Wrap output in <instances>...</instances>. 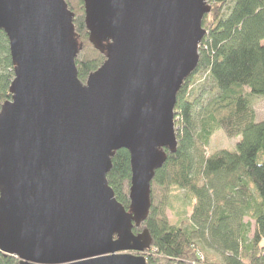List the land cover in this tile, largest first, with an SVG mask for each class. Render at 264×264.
<instances>
[{
  "label": "water",
  "instance_id": "1",
  "mask_svg": "<svg viewBox=\"0 0 264 264\" xmlns=\"http://www.w3.org/2000/svg\"><path fill=\"white\" fill-rule=\"evenodd\" d=\"M106 61L82 83L64 0H0L14 77L0 107V251L19 264H146L150 183L175 152L174 105L195 69L204 0H83ZM130 157L129 212L107 185ZM134 252V253H128ZM135 253H139L136 255Z\"/></svg>",
  "mask_w": 264,
  "mask_h": 264
},
{
  "label": "trees",
  "instance_id": "2",
  "mask_svg": "<svg viewBox=\"0 0 264 264\" xmlns=\"http://www.w3.org/2000/svg\"><path fill=\"white\" fill-rule=\"evenodd\" d=\"M74 14L80 49L74 58L85 83L105 61L89 42L83 0H64ZM205 31L195 69L176 94V148L150 183L147 217L133 234L147 230L146 264H264V117L257 119L255 99L264 101V0H204ZM14 77L6 35L0 31V107L11 100ZM207 92V97L202 96ZM216 130L238 138L234 149L204 150ZM130 157L119 149L111 157L107 185L129 212ZM190 201L186 216L170 225L166 198ZM170 198V197H169ZM247 219V220H246ZM0 264L19 259L0 251Z\"/></svg>",
  "mask_w": 264,
  "mask_h": 264
},
{
  "label": "rangeland",
  "instance_id": "3",
  "mask_svg": "<svg viewBox=\"0 0 264 264\" xmlns=\"http://www.w3.org/2000/svg\"><path fill=\"white\" fill-rule=\"evenodd\" d=\"M207 97V92H205V95L202 96V99H205ZM254 106H255V110H256V115H257V119L260 120L264 117V101H262L261 99H255L254 100ZM178 122V118L175 117L174 115V129H175V123ZM176 136V134H175ZM238 138H228L225 136V134L223 133L222 130H216L212 136L210 137V140L208 142V145L206 146V148L204 149L206 151V153H210L214 150L217 149H222V148H226V149H234L235 144L237 142ZM172 196H169L166 198V202L169 201L170 202V207L168 205L165 206V215L167 217V220L169 222L170 225H175L178 224L179 222V207H178V202L179 200L174 199L173 194H175L177 191L173 190L170 191ZM180 194V199H184V201H180L184 202V204L182 205L183 211L186 214V216H190L191 214V204L190 201H188L186 198H183V193L184 192H178ZM247 220V219H246ZM128 253H134V252H128ZM136 255H139V253H135ZM145 251L140 253V255H142L143 257L145 256Z\"/></svg>",
  "mask_w": 264,
  "mask_h": 264
}]
</instances>
